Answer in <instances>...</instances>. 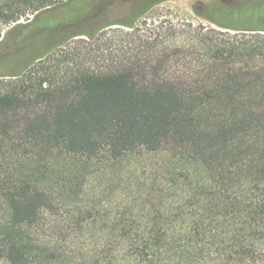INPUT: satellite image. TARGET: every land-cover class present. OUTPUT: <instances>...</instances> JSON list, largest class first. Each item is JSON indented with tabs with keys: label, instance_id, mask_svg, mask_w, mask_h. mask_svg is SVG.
Listing matches in <instances>:
<instances>
[{
	"label": "trees",
	"instance_id": "obj_1",
	"mask_svg": "<svg viewBox=\"0 0 264 264\" xmlns=\"http://www.w3.org/2000/svg\"><path fill=\"white\" fill-rule=\"evenodd\" d=\"M194 11L264 33V0ZM85 12L63 0H0V37L10 26L0 43L22 67L59 47L62 28L93 39L102 28L75 31ZM219 34L183 39L176 69L163 74L82 68L61 89L43 86L44 75L34 85L19 69L10 76L0 87V264H264V63L250 40ZM135 153L162 158L160 177L181 184L177 203L144 212L133 193L110 230L56 237V193L78 192L90 167Z\"/></svg>",
	"mask_w": 264,
	"mask_h": 264
},
{
	"label": "rangeland",
	"instance_id": "obj_2",
	"mask_svg": "<svg viewBox=\"0 0 264 264\" xmlns=\"http://www.w3.org/2000/svg\"><path fill=\"white\" fill-rule=\"evenodd\" d=\"M63 1H67L68 7L73 4L86 8L85 16L80 18L75 31L102 29L93 39H87L82 35L70 38L74 30L62 28L55 34L56 39L52 37V41L61 43L59 47L22 67L15 66L14 60L6 55L12 45L0 43V87H6L10 76L18 69L22 72V79L31 78L29 84L34 85L37 78L44 75L48 79L43 86L58 89L66 86L75 72L82 68L100 71L133 67L137 72H172L179 57V43L210 28L227 39L250 40L259 47L256 53L264 63L263 32L226 30L195 13L194 7L215 4L217 0H156L127 18L123 13L130 7L128 3H124L125 11L115 14L121 10L119 6L114 9L119 0ZM126 23L133 26L128 27ZM9 27L3 28L1 37ZM35 39L38 41L39 35H35ZM26 93L30 99L40 100L31 88ZM161 159L135 153L121 163L102 162L90 167L86 180H79L82 186L78 192L70 195L61 191L56 193L50 211V230H57L54 235L60 238H69L79 230H110L112 217L117 212L126 211L127 201L133 193H137L139 206L144 212L150 207L159 211L174 206L181 191L176 187L180 188L181 184L169 188L170 185L161 178Z\"/></svg>",
	"mask_w": 264,
	"mask_h": 264
},
{
	"label": "flooded vegetation",
	"instance_id": "obj_3",
	"mask_svg": "<svg viewBox=\"0 0 264 264\" xmlns=\"http://www.w3.org/2000/svg\"><path fill=\"white\" fill-rule=\"evenodd\" d=\"M155 1L156 0H119L118 1L119 4L115 5L116 7L114 9H116L117 6H119V7H121V10L115 14H120L121 12L125 11L126 6H124V3L125 4L128 3V5L130 6L128 8V10L126 9V12L123 13L124 15L126 14L125 17L127 18L132 14V12L136 13L138 10L142 9L145 5L154 3ZM114 9H113V12H114ZM117 21L118 22H124V20H120V19L119 20L117 19Z\"/></svg>",
	"mask_w": 264,
	"mask_h": 264
},
{
	"label": "water",
	"instance_id": "obj_4",
	"mask_svg": "<svg viewBox=\"0 0 264 264\" xmlns=\"http://www.w3.org/2000/svg\"><path fill=\"white\" fill-rule=\"evenodd\" d=\"M32 17V16H31ZM19 22H22V21H19Z\"/></svg>",
	"mask_w": 264,
	"mask_h": 264
}]
</instances>
